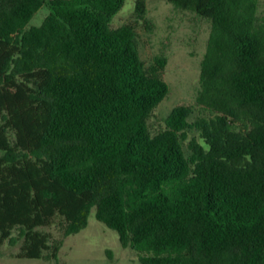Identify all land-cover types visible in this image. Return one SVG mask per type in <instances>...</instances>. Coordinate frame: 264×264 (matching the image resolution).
Instances as JSON below:
<instances>
[{
  "label": "trees",
  "instance_id": "16d2710c",
  "mask_svg": "<svg viewBox=\"0 0 264 264\" xmlns=\"http://www.w3.org/2000/svg\"><path fill=\"white\" fill-rule=\"evenodd\" d=\"M167 1L211 30L195 106L154 134L168 60L141 57L147 0L117 27L124 0H0V252L58 264L95 212L141 264H264L260 0Z\"/></svg>",
  "mask_w": 264,
  "mask_h": 264
},
{
  "label": "rangeland",
  "instance_id": "374dc122",
  "mask_svg": "<svg viewBox=\"0 0 264 264\" xmlns=\"http://www.w3.org/2000/svg\"><path fill=\"white\" fill-rule=\"evenodd\" d=\"M136 0H124L112 18L117 27L128 21L134 12ZM42 8L31 20L30 25H40L48 14ZM259 14L264 15V0H260ZM151 29L138 26V45L142 59L150 64L156 55L167 57L164 80L169 85L168 96L155 109L149 120L152 133L165 127L164 119L171 110L180 105L195 106L200 87L201 61L207 50L211 25L209 21L188 11L176 9L167 0H147V16ZM51 232L55 229L40 228ZM19 246L5 245L0 252V264H55L45 260L18 259ZM58 264H141L135 251L124 248L118 233L106 227L92 212L86 229L76 235L63 238Z\"/></svg>",
  "mask_w": 264,
  "mask_h": 264
}]
</instances>
